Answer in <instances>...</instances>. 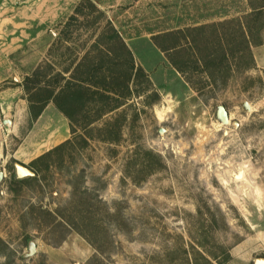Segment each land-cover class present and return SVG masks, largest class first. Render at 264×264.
I'll list each match as a JSON object with an SVG mask.
<instances>
[{
  "label": "rangeland",
  "instance_id": "obj_1",
  "mask_svg": "<svg viewBox=\"0 0 264 264\" xmlns=\"http://www.w3.org/2000/svg\"><path fill=\"white\" fill-rule=\"evenodd\" d=\"M89 1L0 0V264L264 261V0ZM255 8L249 47L232 54ZM183 28L187 39L165 40L188 61L180 72L153 37ZM205 56L207 67L193 65ZM79 62L103 72L77 93L76 136L31 164L71 134L52 101L30 119L23 77L40 68L77 80ZM15 160L35 175L15 177ZM80 171L107 203L91 198L96 244L76 230L56 244L62 229L43 210L75 201Z\"/></svg>",
  "mask_w": 264,
  "mask_h": 264
},
{
  "label": "trees",
  "instance_id": "obj_2",
  "mask_svg": "<svg viewBox=\"0 0 264 264\" xmlns=\"http://www.w3.org/2000/svg\"><path fill=\"white\" fill-rule=\"evenodd\" d=\"M88 2L92 6H95L91 1L88 0ZM259 13L260 9L255 8L253 10V13L248 17V21L246 20L248 31L247 35H244V37L240 40L242 47H239L237 45L236 47L233 46L235 47L233 50L230 49V52H232V54L235 50H239L240 52H242L248 49L250 44L249 36H252V31L256 26L257 20L259 19ZM202 28L203 26L201 25L195 29L200 30ZM112 31L114 32V36L118 37L117 31L113 27ZM186 31H190V29L183 28L168 30L153 37L154 43L161 51L165 52V56L170 64L180 72L185 71V68L188 67V61L187 59H183V56L179 53L178 48L180 47H178V45L165 44V40L170 37H176L179 34H182V37L184 39H187L185 35ZM225 47L227 48L228 46L226 45ZM225 47H220V50L223 51L224 57L227 55ZM127 53L129 54V50L127 51ZM206 58L207 57L205 56V59L202 60L196 57V61H194L193 65L198 66L202 64V67H207L208 61H206ZM130 64H132L133 66V62H130ZM101 68L102 67L100 66V64H86L84 62H79L74 70H78L77 72L84 73L85 76H79L77 77V80H75L74 74L70 78H65L64 75L59 72L46 76L40 68L33 70L31 74H27L23 77L22 87L26 93L30 119L35 120L41 114L47 102L52 101L56 108L61 111L65 115V117L68 118L69 131L71 134V137H68L64 141L36 156L31 160V164H36L38 161L49 156L51 153H53L57 149H60L65 144L72 143V139L76 136L74 134V122L76 121V116L74 115V113L78 104L77 102L79 101V104L82 106H84L86 103V100L77 99V93L79 89H86L89 91V88H91V86L93 85L92 82L94 81H92V77L97 75L101 76L103 72V69ZM136 72H138L139 74H146L141 66H136ZM112 90V88L109 89V91ZM126 90L127 92H130V89H128L127 86ZM99 96L103 104H106V100L108 98L115 101L114 103L108 105L109 110L119 106L120 104L118 94L116 96H112L108 93L101 92ZM89 120L91 121V117L89 118ZM78 137L82 142H84L82 143V145L85 144L87 140L84 138V136L82 134H79ZM82 172L83 171H80L75 177V180L79 179L78 183H76L77 181L69 182L73 186L71 197L75 199V201L69 203V207L63 206L61 209L60 206H57L55 208V211H51L48 209L43 210L45 214L51 216L54 220H56L55 224L51 226V231L57 232L56 230L58 228L62 229V231H60L59 233L57 241L55 242L56 244L62 242L71 230H76L77 232L81 233L87 239V241H89V243L96 244V237L100 229L98 222H96V219L93 217V209L91 206H95L96 203H101L104 204L107 209V203H104L105 201H103L99 197L97 192L86 189L85 187H81L83 182V180L81 179ZM88 195H91L89 196L90 198L87 197ZM91 198L96 203H92ZM108 214L114 217L115 220L118 217V215L114 212H109ZM57 217H60V219L57 220ZM227 257L229 256L227 255ZM87 264H90V260Z\"/></svg>",
  "mask_w": 264,
  "mask_h": 264
},
{
  "label": "water",
  "instance_id": "obj_3",
  "mask_svg": "<svg viewBox=\"0 0 264 264\" xmlns=\"http://www.w3.org/2000/svg\"><path fill=\"white\" fill-rule=\"evenodd\" d=\"M218 115L222 118V121L224 123L228 122V115L225 109L223 108V106H219ZM3 123L10 124V121L8 119H3ZM13 167H14L15 177L17 178L35 175V172L22 161L15 160L13 163ZM242 176H243V171L241 170H237L236 173L234 174L235 178H241ZM34 252H35L34 244H29L28 254L32 255ZM259 258H262V257H259Z\"/></svg>",
  "mask_w": 264,
  "mask_h": 264
},
{
  "label": "bare ground",
  "instance_id": "obj_4",
  "mask_svg": "<svg viewBox=\"0 0 264 264\" xmlns=\"http://www.w3.org/2000/svg\"><path fill=\"white\" fill-rule=\"evenodd\" d=\"M155 114L158 115L159 118H161V116H162V114H161L159 111H155ZM257 262H258L259 264H264V261H261V260H257V261H256V264H257Z\"/></svg>",
  "mask_w": 264,
  "mask_h": 264
},
{
  "label": "crops",
  "instance_id": "obj_5",
  "mask_svg": "<svg viewBox=\"0 0 264 264\" xmlns=\"http://www.w3.org/2000/svg\"><path fill=\"white\" fill-rule=\"evenodd\" d=\"M39 117H40V115H39ZM12 123V122H11ZM55 135V134H54Z\"/></svg>",
  "mask_w": 264,
  "mask_h": 264
}]
</instances>
